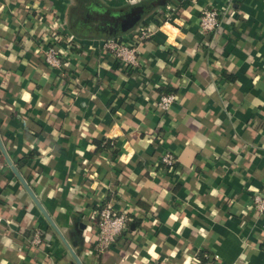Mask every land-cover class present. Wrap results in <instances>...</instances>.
Segmentation results:
<instances>
[{"label": "crops", "instance_id": "0c3cea01", "mask_svg": "<svg viewBox=\"0 0 264 264\" xmlns=\"http://www.w3.org/2000/svg\"><path fill=\"white\" fill-rule=\"evenodd\" d=\"M140 5L109 30L106 10ZM204 8L227 11L215 32ZM142 25L138 68L103 50ZM56 35L62 74L41 52ZM0 138L52 221L4 157L0 264H76L68 245L83 264H264V0H0ZM105 202L131 219L97 252Z\"/></svg>", "mask_w": 264, "mask_h": 264}, {"label": "built area", "instance_id": "2783aa9c", "mask_svg": "<svg viewBox=\"0 0 264 264\" xmlns=\"http://www.w3.org/2000/svg\"><path fill=\"white\" fill-rule=\"evenodd\" d=\"M224 13H227V11L221 12L215 8L202 9L199 17L200 29L203 32H215L220 26L221 15ZM151 35L150 29L142 25V27L139 26L135 30L134 36L137 40L133 38L132 41H127L114 36L105 39L102 48L105 52H111L123 66L135 69L140 65L138 41L145 40ZM52 37L41 48V52L47 66L62 74L67 65L66 58L68 56L66 51L72 44L67 43L64 47L59 44V36ZM175 101L176 94H163L158 101V108L160 110H168ZM160 162L169 168V170H173L176 166L177 158L173 153L165 151L161 155ZM5 166L4 154L0 151V170L4 169ZM250 207L258 213H264V195L260 193L254 194ZM130 219V214L127 210H118L111 202H105L99 206L96 213L97 232L94 240L97 252H104L112 247L117 238L128 230ZM34 240V242H42L39 232L36 234Z\"/></svg>", "mask_w": 264, "mask_h": 264}, {"label": "water", "instance_id": "95a60500", "mask_svg": "<svg viewBox=\"0 0 264 264\" xmlns=\"http://www.w3.org/2000/svg\"><path fill=\"white\" fill-rule=\"evenodd\" d=\"M143 13H144V8H143V6L140 5V6L132 7L129 11H127L121 15H113L110 10H106L104 15H105V19L109 18L110 22L113 23V28L120 26L121 31L127 32L141 21ZM0 148H1L2 153L4 154L5 159L7 160L9 165L12 167V169L14 170L16 175L19 177V179L23 183V186L25 187V189L27 190V192L29 193V195L31 196L33 201L39 206V208L42 210L44 215L50 220V217L48 216L47 212L45 211V209L43 208V206L39 202L35 193L32 191L29 184L24 180V178L19 174L17 169L14 167L12 161L8 157V155L5 151V148L2 144L1 138H0ZM68 247L70 249V252H71L74 260L76 261V264H83L81 259L78 256V254L75 253V251L72 249V247L69 245H68Z\"/></svg>", "mask_w": 264, "mask_h": 264}, {"label": "flooded vegetation", "instance_id": "af4514ba", "mask_svg": "<svg viewBox=\"0 0 264 264\" xmlns=\"http://www.w3.org/2000/svg\"><path fill=\"white\" fill-rule=\"evenodd\" d=\"M110 28L113 30V32H117L120 29V26H117L116 28H113V27L110 26L109 30H111Z\"/></svg>", "mask_w": 264, "mask_h": 264}, {"label": "trees", "instance_id": "16d2710c", "mask_svg": "<svg viewBox=\"0 0 264 264\" xmlns=\"http://www.w3.org/2000/svg\"><path fill=\"white\" fill-rule=\"evenodd\" d=\"M121 32H123V31H121V29H119L116 33H121ZM112 33H114V32H112ZM112 33H109L110 35L112 34ZM115 34V33H114ZM113 35V34H112ZM166 167V166H165ZM176 167V166H175ZM167 168V167H166ZM167 169H169V168H167ZM202 259H204V258H202Z\"/></svg>", "mask_w": 264, "mask_h": 264}, {"label": "rangeland", "instance_id": "374dc122", "mask_svg": "<svg viewBox=\"0 0 264 264\" xmlns=\"http://www.w3.org/2000/svg\"><path fill=\"white\" fill-rule=\"evenodd\" d=\"M121 8H126L125 6H116V10H119V9H121Z\"/></svg>", "mask_w": 264, "mask_h": 264}]
</instances>
